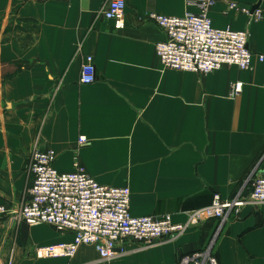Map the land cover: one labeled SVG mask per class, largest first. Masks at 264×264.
<instances>
[{"label":"crops","instance_id":"0c3cea01","mask_svg":"<svg viewBox=\"0 0 264 264\" xmlns=\"http://www.w3.org/2000/svg\"><path fill=\"white\" fill-rule=\"evenodd\" d=\"M230 1L241 10L211 7L213 27L241 31L252 13L241 6L261 11L249 24L252 67L196 74L160 65L155 44L165 35L146 18L196 12L186 0H126L118 31L98 15L105 0H0V205L19 208L30 156L48 149L58 172H71L77 154L99 184L128 187L133 217L170 214L183 223L184 212L209 206L214 194L245 196L264 171V0ZM85 55L96 71L88 85L79 83ZM234 82L242 92L231 97ZM79 136L87 139L81 147ZM214 237L218 264H264V205L148 247L125 241L106 261L92 246L70 259H37L36 248L72 236L0 215V264H177Z\"/></svg>","mask_w":264,"mask_h":264},{"label":"built area","instance_id":"2783aa9c","mask_svg":"<svg viewBox=\"0 0 264 264\" xmlns=\"http://www.w3.org/2000/svg\"><path fill=\"white\" fill-rule=\"evenodd\" d=\"M44 1V0H31ZM225 4L230 10H241L230 0H186L196 12L181 17H168L149 12L147 20L157 25L165 39L155 44V55L164 69L178 72L208 74L224 67L240 71L250 70L255 57L249 50V24L261 19V11L251 13L241 31L215 28L208 11L216 4ZM126 0H105L99 17L110 21L114 30L125 27ZM244 10V9H242ZM247 11V10H246ZM81 46L76 49L79 54ZM263 61V56H257ZM96 79L93 58L85 55L80 67L79 83L92 84ZM242 83L230 85V96L242 92ZM85 136H79L77 145H85ZM54 150H35L29 159L31 182L26 198L15 211L0 205V215H11L17 223L28 226L44 224L59 234H69L72 240L38 247L37 259L73 258L80 246H92L100 260H111L122 253L125 241H134L145 247L163 239H175L191 227L211 220L221 224L231 212L253 205H264V171L257 175L249 192L243 196L223 200L214 194L212 203L204 208L184 212L185 221L175 223L170 214L133 217L129 211L128 187H111L95 181L73 157L72 171L58 172ZM214 238L200 251L182 255L177 264H218L213 254Z\"/></svg>","mask_w":264,"mask_h":264},{"label":"water","instance_id":"95a60500","mask_svg":"<svg viewBox=\"0 0 264 264\" xmlns=\"http://www.w3.org/2000/svg\"><path fill=\"white\" fill-rule=\"evenodd\" d=\"M242 9L253 12L257 9V5L253 7L241 6Z\"/></svg>","mask_w":264,"mask_h":264}]
</instances>
